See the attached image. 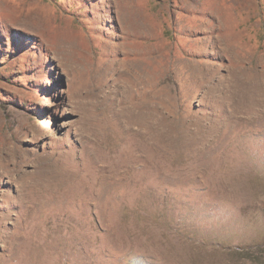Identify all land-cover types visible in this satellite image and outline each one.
<instances>
[{
	"label": "rangeland",
	"instance_id": "374dc122",
	"mask_svg": "<svg viewBox=\"0 0 264 264\" xmlns=\"http://www.w3.org/2000/svg\"><path fill=\"white\" fill-rule=\"evenodd\" d=\"M0 30L38 44L0 70V264H264V0H0Z\"/></svg>",
	"mask_w": 264,
	"mask_h": 264
},
{
	"label": "trees",
	"instance_id": "16d2710c",
	"mask_svg": "<svg viewBox=\"0 0 264 264\" xmlns=\"http://www.w3.org/2000/svg\"><path fill=\"white\" fill-rule=\"evenodd\" d=\"M0 45L3 47L0 50V70L6 68V66L12 62L13 58L19 54L18 52H20V50H36V47L38 46L37 40L33 36L30 38L20 34L16 36H9L8 39L7 37L0 35ZM26 89L32 90L33 92L35 91L33 87H26Z\"/></svg>",
	"mask_w": 264,
	"mask_h": 264
}]
</instances>
